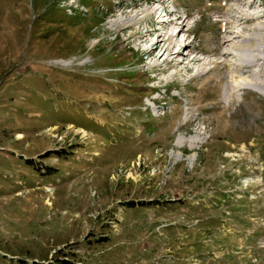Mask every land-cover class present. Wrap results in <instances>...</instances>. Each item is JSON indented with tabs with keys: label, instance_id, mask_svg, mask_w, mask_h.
I'll list each match as a JSON object with an SVG mask.
<instances>
[{
	"label": "rangeland",
	"instance_id": "374dc122",
	"mask_svg": "<svg viewBox=\"0 0 264 264\" xmlns=\"http://www.w3.org/2000/svg\"><path fill=\"white\" fill-rule=\"evenodd\" d=\"M148 3L0 0V264H264V0Z\"/></svg>",
	"mask_w": 264,
	"mask_h": 264
},
{
	"label": "bare ground",
	"instance_id": "6f19581e",
	"mask_svg": "<svg viewBox=\"0 0 264 264\" xmlns=\"http://www.w3.org/2000/svg\"><path fill=\"white\" fill-rule=\"evenodd\" d=\"M159 0H156V2ZM256 2V0H254ZM153 1L149 0V4H151ZM250 4V3H249ZM157 6L152 8L150 7V12H152L151 14H149L147 12V17L148 15L151 16V19H156L159 20V22H155L157 27L160 25H164L165 22L164 21H160V18H164V11L165 9H162V4L158 3L156 4ZM227 6L226 4H224L223 7ZM210 9H213L212 7H209ZM175 14V17L172 19V22L167 24L168 26H171L175 23H177L179 20L184 21L183 25H185L186 20H188L189 16H186V18H181L179 12L177 11ZM167 16V15H166ZM260 19V18H259ZM242 20H244L245 22H247V20H253V18L249 19V17H244ZM170 21V20H169ZM179 21L178 24L181 22ZM222 20L219 19L218 22H221ZM186 26V25H185ZM226 27V25H225ZM261 27V26H260ZM159 28V27H158ZM157 30H152V33H159V34H163V37H165L166 39H168V41H172L174 39V37H177L179 35V31L176 33V31H170V34H166L167 31H165L164 29H158ZM184 29V26L182 28V30ZM222 32L224 29H221ZM263 30V29H262ZM261 31V30H260ZM262 32V31H261ZM255 32V34H253L250 37L247 36H242V40L237 44L236 49L234 51L235 54H237V61L236 63H234L233 65H235V68H231L230 66H228V68H226V75L229 76L232 81L228 82V92H229V96L233 97L235 95H238L241 91H245L250 89L251 87H255V88H260L259 92L260 94H264V90H262V86H264L263 83L257 81L258 79L256 78L255 75H257L255 72L253 73L252 78H248L243 76V74H239V71L242 70L244 67L251 65L252 62H256L255 60H258L257 58L260 57V55H264V35L263 33ZM224 34V32L222 33ZM166 35V36H165ZM231 36H228L229 41L232 39V33L230 34ZM188 37V36H187ZM186 37V38H187ZM240 36H233V40H235V38H238ZM166 39L161 40L160 38L153 44V46L151 48L148 49L149 53L151 55H154L155 52V48L154 46H159L162 43H164L166 41ZM232 40V41H233ZM188 41V40H187ZM253 41V43L251 42ZM183 46L184 49L186 50V47L189 46V43L183 42ZM182 46V49H183ZM169 48V47H168ZM164 50V52L162 53V57H167V53L169 52V49ZM180 49V47L178 48V50ZM263 50V51H261ZM181 49L179 51H177V53H180ZM250 53V55H248ZM176 54V53H175ZM195 54V53H194ZM171 56V55H169ZM197 56H194L193 62H198L199 60L196 59ZM262 58V59H261ZM246 59V60H244ZM259 59H261V61L264 60L263 57H260ZM254 60V61H253ZM166 62H169L166 58ZM264 62V61H263ZM260 63V61H259ZM256 64V63H255ZM254 66V64L252 65ZM264 66L263 63L261 64H257L256 67H258L260 69V67ZM263 70V69H262ZM260 71V70H259ZM261 74V73H260ZM260 76V75H259ZM257 79V80H256ZM180 155V154H179Z\"/></svg>",
	"mask_w": 264,
	"mask_h": 264
},
{
	"label": "trees",
	"instance_id": "16d2710c",
	"mask_svg": "<svg viewBox=\"0 0 264 264\" xmlns=\"http://www.w3.org/2000/svg\"><path fill=\"white\" fill-rule=\"evenodd\" d=\"M33 264H73V263L72 262H64V261H62L60 263H58V262H40V263H33Z\"/></svg>",
	"mask_w": 264,
	"mask_h": 264
}]
</instances>
